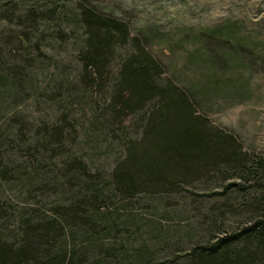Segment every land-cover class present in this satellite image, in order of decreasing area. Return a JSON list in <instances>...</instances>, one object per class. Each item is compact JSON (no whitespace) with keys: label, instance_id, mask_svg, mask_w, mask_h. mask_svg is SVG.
I'll return each mask as SVG.
<instances>
[{"label":"trees","instance_id":"trees-1","mask_svg":"<svg viewBox=\"0 0 264 264\" xmlns=\"http://www.w3.org/2000/svg\"><path fill=\"white\" fill-rule=\"evenodd\" d=\"M61 17L53 5H3L0 20L19 29L0 38L2 87L11 94L27 84L29 50L43 53L51 41L63 40ZM77 18L83 30L79 83L55 81L43 96L63 113L58 124L27 127L26 136L0 131V264H264V159L246 152L233 135L200 115L183 89L163 80L161 64L122 22L84 6H78ZM128 44L131 53L113 79L117 51ZM130 116L135 123L124 125ZM86 121L104 140L124 146L108 181L64 151L72 131L83 136ZM131 129L137 140L127 136ZM22 150L26 156L19 163L15 157ZM44 159L60 160L43 166ZM195 183L209 193L197 200L190 193L198 207V240L184 255L160 261L141 247L127 254L105 244L114 234L106 225L111 202L172 196ZM4 185L39 205L54 199L49 216L14 206L3 197ZM218 187L220 193L213 191ZM77 234L85 240L76 243Z\"/></svg>","mask_w":264,"mask_h":264},{"label":"rangeland","instance_id":"rangeland-1","mask_svg":"<svg viewBox=\"0 0 264 264\" xmlns=\"http://www.w3.org/2000/svg\"><path fill=\"white\" fill-rule=\"evenodd\" d=\"M6 1L0 0V10ZM19 1L21 6H55L62 12L61 28L66 35L60 42L51 41L46 52L29 50L25 56L30 67L23 70L28 80L19 93L11 94L9 87H2L6 80L0 74V131L7 136L19 131L26 136L38 125L58 124L63 113L57 112L55 104L43 96L52 90L55 81L62 80L70 86L79 83L77 54L83 44V30L78 23L77 10L78 6H84L122 22L130 37L141 42L161 64L163 80L183 89L196 111L216 128L233 135L246 152L264 159V0ZM18 30L0 20L1 39L18 34ZM130 53V44L117 51L110 72L113 79L119 63ZM15 56L21 57L17 53ZM24 63L17 62L21 66ZM142 117L134 119L139 121ZM134 119L133 116L125 118L124 125L134 124ZM8 121H12L11 129H8ZM87 124L88 121L83 125V136L77 128V133L71 132L68 140L71 145H65L64 151L98 178L108 181L116 162L124 156V146L104 140ZM132 132L129 130L127 136L137 140L139 134ZM75 139L77 141L72 142ZM27 155L30 163L35 164L30 153ZM16 156L21 163L25 150ZM59 160L44 159L42 165L54 166ZM19 190L4 185L2 194L23 212L39 209L49 216L48 205L54 199L39 205L36 204L38 199L31 200ZM213 191L220 193L221 188ZM190 193L197 200L209 191L195 183L172 196L137 195L132 201L111 202L110 209L105 211L106 225L114 234L105 244L127 254L141 247L160 261L184 255L198 240V207L197 203H191ZM36 196L39 197L38 192ZM76 236V243L85 240L81 234Z\"/></svg>","mask_w":264,"mask_h":264}]
</instances>
